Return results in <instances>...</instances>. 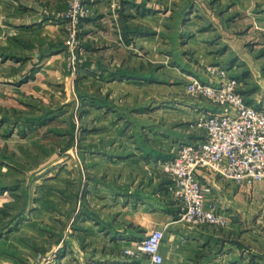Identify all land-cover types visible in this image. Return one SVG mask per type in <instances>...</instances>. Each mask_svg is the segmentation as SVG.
Returning <instances> with one entry per match:
<instances>
[{
	"label": "rangeland",
	"instance_id": "rangeland-1",
	"mask_svg": "<svg viewBox=\"0 0 264 264\" xmlns=\"http://www.w3.org/2000/svg\"><path fill=\"white\" fill-rule=\"evenodd\" d=\"M138 1L142 7L128 6L124 19L129 38L98 41L103 47L95 71L81 33L85 19L77 25V42H65V0L55 13L62 68L48 61L47 69L22 83L24 74L12 64V0H0V161L8 168L1 177L12 182V223H21L15 240H23L12 251L26 264H95L107 249L95 243L96 233L84 225L89 217L75 209L74 197L93 193L89 181L101 195L128 182L141 187L154 173L167 177L154 164L170 157L153 159L154 168L123 162L139 151L151 156L166 133L178 137L184 130L199 138L192 122L214 104L185 90L191 78L208 81L207 69L223 67L239 81L244 100L264 108V0ZM136 30L139 37H133ZM116 70L128 76L113 80ZM239 187L227 200L209 201L232 216L246 213L239 217L237 246L264 264V180ZM24 204L29 211L23 221Z\"/></svg>",
	"mask_w": 264,
	"mask_h": 264
},
{
	"label": "crops",
	"instance_id": "crops-1",
	"mask_svg": "<svg viewBox=\"0 0 264 264\" xmlns=\"http://www.w3.org/2000/svg\"><path fill=\"white\" fill-rule=\"evenodd\" d=\"M86 3L92 11L85 18L81 33H84V40L88 42L86 47L92 61L89 63L90 67L99 71L96 57L100 55L103 46L97 45L98 41L104 39L105 42L117 37L122 39L123 35L129 38L130 28L126 26L127 21L124 20L128 14L127 8L133 5L138 10L142 4L138 0H86ZM64 6L65 0H12V31L14 32L12 33V64L20 67L19 72L24 74L25 79L22 83L29 82V77H32L35 70L44 67L47 69L48 65L45 63L48 61L54 62L51 65L53 69L60 66L62 68V44L55 39L60 33L61 22L55 13ZM137 31L133 32V37H139L142 33ZM104 68L105 71H110L112 67L104 65ZM115 72L119 74L115 73V76L111 77L113 80L118 76H128V73H120L119 70ZM205 108L216 110L213 106ZM187 134L184 130L178 137L166 133L165 140L161 139L162 141L158 143L161 149L155 148L151 156L145 157L144 152L139 153L141 151L136 153L139 158L136 154L129 157L125 154L128 158L123 163L133 164L136 168H154V166L159 168L157 163L153 166V159L171 157L172 154L167 153V143L170 142V146H175L179 141L194 142L199 139ZM2 168L0 161V264H26V260H22L12 251L22 243L23 239L15 240V232L20 229L21 223H12V182L10 179L3 180L1 173L7 172L8 168ZM212 174L214 173L208 171L198 173L200 182L208 186V190L205 191L206 200L217 197L227 200V196L233 191L241 190V187L229 180L219 177L216 179ZM168 182L169 179L165 175L154 173L147 176L141 187L128 182L122 184L120 188L100 195L96 192L98 185L89 181L90 192L93 193L90 195L79 193L74 197L73 202L76 206L74 208L78 211L81 209V214L89 217V222L87 224L84 222V225L89 226L88 229L96 233L95 243L107 249L95 257V264H257L256 259L251 260V256L241 252L237 246L243 230L240 224L242 218L239 217H244L245 212L240 213L239 210V213H235L236 216H232L229 209L222 208L220 211L230 217L229 224L224 228L184 223L179 220L181 207L166 192ZM238 193L235 197L239 195ZM85 205L88 206L83 210ZM26 206L27 204L23 214H20L23 221L24 217L26 219L28 217L29 210ZM215 210L218 208L215 207ZM96 213H101L103 219ZM247 215L250 216V211ZM155 227L163 228L164 232L159 247L161 263H154L144 255L137 257L124 255L125 248L132 247L137 239ZM248 228L249 234L251 227ZM103 232L105 234H102Z\"/></svg>",
	"mask_w": 264,
	"mask_h": 264
},
{
	"label": "built area",
	"instance_id": "built-area-1",
	"mask_svg": "<svg viewBox=\"0 0 264 264\" xmlns=\"http://www.w3.org/2000/svg\"><path fill=\"white\" fill-rule=\"evenodd\" d=\"M87 16L86 0H66V10L61 15L64 28L67 25L65 42H77V25ZM206 72L210 74L208 81L191 78L185 90L212 102L216 110L198 112L191 126L199 139L176 142L171 157L158 160L157 166L169 178L167 192L181 203L179 220L194 226L224 228L230 217L206 200L208 186L200 182L198 173L211 171L238 186L264 180V108L248 104L238 92L239 81L223 67L214 66ZM163 233L161 227L152 228L132 247L125 248L124 255H144L161 263Z\"/></svg>",
	"mask_w": 264,
	"mask_h": 264
}]
</instances>
